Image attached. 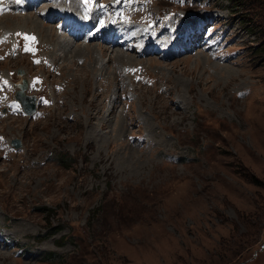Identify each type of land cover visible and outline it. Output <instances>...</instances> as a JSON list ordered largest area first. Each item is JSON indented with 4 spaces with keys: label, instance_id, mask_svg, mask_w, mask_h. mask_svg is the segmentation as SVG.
I'll list each match as a JSON object with an SVG mask.
<instances>
[{
    "label": "rangeland",
    "instance_id": "1",
    "mask_svg": "<svg viewBox=\"0 0 264 264\" xmlns=\"http://www.w3.org/2000/svg\"><path fill=\"white\" fill-rule=\"evenodd\" d=\"M79 1L0 0V264H264V0Z\"/></svg>",
    "mask_w": 264,
    "mask_h": 264
},
{
    "label": "bare ground",
    "instance_id": "2",
    "mask_svg": "<svg viewBox=\"0 0 264 264\" xmlns=\"http://www.w3.org/2000/svg\"><path fill=\"white\" fill-rule=\"evenodd\" d=\"M69 12H71L72 14H74V15H76V16H78V10H77V5H76V3L75 2H73V0H72V2H71V4H70V6H69ZM63 13V12H62ZM51 15V14H50ZM60 16H62V18L60 19L59 17ZM205 17V19H203V20H205V21H208V20H212V18H209V16H205V15H201V14H199V17ZM198 17V18H199ZM207 17V18H206ZM102 18H104V17H100L99 19H102ZM48 19V18H47ZM98 19V20H99ZM55 20H58L59 22H62V23H64V26H65V28H70V31H68V32H66L65 33V38L63 37V36H57V38H58V40H57V43H56V46H58L59 47V49L60 50H63V49H65V47L66 46H68V43L69 44H75L76 42H78V41H80V38L81 39H84L82 36L79 38V37H77V39L78 40H76V35H77V33H79V35H83L84 33H83V31H86V29L85 28H83V25H79L78 24V27L79 28H81L80 30L77 28V29H75V30H72V29H74V27H72L71 26V24H72V18H68V16H65V14L63 13V14H61V13H57V14H55ZM80 20H82V21H84V22H86V23H88V24H91V22H92V16H91V14L89 13V15L88 16H85L84 14H82V15H80ZM79 23V22H78ZM68 24V26H66ZM97 24H98V21H97V23H96V26H97ZM91 31H92V28H91ZM108 35H109V39H115L116 38V36H115V34H113V33H107ZM50 35V34H49ZM104 35H102V36H98V37H96V41L98 42V41H101L100 40V38L101 37H103ZM104 39V38H103ZM132 39H135L133 36H132ZM132 39L130 40V41H132ZM164 39L165 38H163L162 39V41L164 42ZM118 40H119V38H118ZM176 40V39H175ZM182 40V39H181ZM64 41H66V42H68V43H64ZM107 41V40H106ZM174 41V40H173ZM164 43H166V45L167 46H170V42H169V40L167 39ZM177 43V42H176ZM178 43H179V41H178ZM73 44V45H74ZM75 45H77V44H75ZM74 45V46H75ZM178 46H179V44H177ZM107 46H108V44H107ZM79 47L81 48V49H89L88 50V52L91 50V48L88 46V47H81L80 45H79ZM109 48H111L110 46H108ZM150 47H152V48H154V46L151 44L150 45ZM78 48V47H77ZM115 48V47H114ZM113 48V49H114ZM81 49H79V50H81ZM99 49V48H98ZM77 53H80V52H78L77 51ZM110 53H112V55H113V59L115 60V57H116V59L117 60H119V59H121L122 58V60L121 61H123V62H127V61H129L128 59H130V56L129 55H127V54H124L123 52H121V51H119V50H111L110 51ZM82 54V53H81ZM77 55V54H76ZM75 56V55H74ZM79 56H82V55H79ZM86 56V55H85ZM109 57V56H108ZM116 60V61H117ZM121 61H118V62H121ZM235 71V70H234ZM23 78V76L20 78V83H21V79ZM226 78V77H225ZM23 80V79H22ZM23 84L21 83L20 84V86H19V88L22 86ZM101 114H103L102 112H101ZM95 116V115H94ZM93 119V118H92ZM95 119H96V117H95ZM123 123V122H122ZM104 125H106V122H104V121H99V123H98V126H97V128L98 127H100V128H103L104 127ZM113 126V125H112ZM96 128V127H95ZM98 131V130H97ZM92 132V131H91ZM94 132V131H93ZM91 134V133H90ZM91 136V135H90Z\"/></svg>",
    "mask_w": 264,
    "mask_h": 264
},
{
    "label": "water",
    "instance_id": "3",
    "mask_svg": "<svg viewBox=\"0 0 264 264\" xmlns=\"http://www.w3.org/2000/svg\"><path fill=\"white\" fill-rule=\"evenodd\" d=\"M19 74H21V72H18ZM20 86V85H19ZM18 86V88H19ZM27 88V81H23V85L16 91V99L21 103V106L24 110V112L28 115H31L35 112V101L36 98L35 97H27L25 95V90ZM16 146L18 142L14 141L13 142Z\"/></svg>",
    "mask_w": 264,
    "mask_h": 264
},
{
    "label": "trees",
    "instance_id": "4",
    "mask_svg": "<svg viewBox=\"0 0 264 264\" xmlns=\"http://www.w3.org/2000/svg\"><path fill=\"white\" fill-rule=\"evenodd\" d=\"M64 159H65L64 161H67V158H64ZM51 255H53V254H51ZM53 259H54V256H48L45 258V260H50V261H53Z\"/></svg>",
    "mask_w": 264,
    "mask_h": 264
},
{
    "label": "snow or ice",
    "instance_id": "5",
    "mask_svg": "<svg viewBox=\"0 0 264 264\" xmlns=\"http://www.w3.org/2000/svg\"><path fill=\"white\" fill-rule=\"evenodd\" d=\"M17 2H19V0H17ZM25 39L26 40H34L35 38L34 37H29V36L25 35ZM26 50H30V49H26Z\"/></svg>",
    "mask_w": 264,
    "mask_h": 264
}]
</instances>
